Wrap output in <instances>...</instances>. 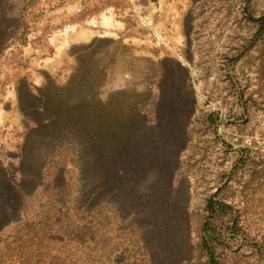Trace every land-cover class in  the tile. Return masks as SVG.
<instances>
[{"label": "rangeland", "instance_id": "rangeland-1", "mask_svg": "<svg viewBox=\"0 0 264 264\" xmlns=\"http://www.w3.org/2000/svg\"><path fill=\"white\" fill-rule=\"evenodd\" d=\"M251 12L264 0H0V199L10 178L57 195L64 170L80 220L111 217L98 264H206L200 226L219 192L239 220L233 235L214 217L225 264H264V30Z\"/></svg>", "mask_w": 264, "mask_h": 264}, {"label": "trees", "instance_id": "trees-1", "mask_svg": "<svg viewBox=\"0 0 264 264\" xmlns=\"http://www.w3.org/2000/svg\"><path fill=\"white\" fill-rule=\"evenodd\" d=\"M249 17L259 23L262 32L264 16H256L251 12ZM23 22L22 28L26 31L27 21ZM217 119L218 116L210 113L211 125L217 123ZM63 173L64 170L59 175V185L53 186L57 195L52 194V188L45 182L36 185L35 194L30 195L23 180H4L5 191L8 190L9 194L6 199H0V233L7 224L12 223L14 227L8 236L0 240V264H98L101 252L110 260L112 249L109 237L113 228L110 215L100 220H95L94 216L86 222L80 220L83 216L79 217L72 211L75 207H70L71 200L65 199V191H72L68 190L62 178ZM44 185L48 193L41 196L39 189ZM107 204L112 207L111 202ZM29 205L32 206L29 208ZM10 210H15V215H9ZM206 210L208 214L201 222L198 248L207 256L206 264H225L223 252L230 245V240L228 234L216 224L214 217H230L234 223L229 228L235 235L239 226L235 207L217 192L207 199ZM105 231L106 236L103 238ZM75 233L80 236L76 238L77 245H72ZM249 242L253 243L254 248L261 246L260 240ZM239 252L241 250H237L236 254Z\"/></svg>", "mask_w": 264, "mask_h": 264}, {"label": "bare ground", "instance_id": "bare-ground-1", "mask_svg": "<svg viewBox=\"0 0 264 264\" xmlns=\"http://www.w3.org/2000/svg\"><path fill=\"white\" fill-rule=\"evenodd\" d=\"M111 17L110 16H107V19H110Z\"/></svg>", "mask_w": 264, "mask_h": 264}]
</instances>
